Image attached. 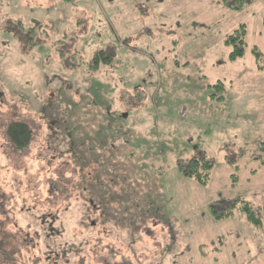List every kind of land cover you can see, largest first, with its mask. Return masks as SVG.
<instances>
[{
  "label": "rangeland",
  "instance_id": "1",
  "mask_svg": "<svg viewBox=\"0 0 264 264\" xmlns=\"http://www.w3.org/2000/svg\"><path fill=\"white\" fill-rule=\"evenodd\" d=\"M19 21L38 24L31 43ZM254 48L264 0H0V264H264L241 204L213 212L264 204ZM100 50L111 62L94 71ZM14 122L32 126L24 150ZM197 158L206 186L179 171Z\"/></svg>",
  "mask_w": 264,
  "mask_h": 264
},
{
  "label": "trees",
  "instance_id": "2",
  "mask_svg": "<svg viewBox=\"0 0 264 264\" xmlns=\"http://www.w3.org/2000/svg\"><path fill=\"white\" fill-rule=\"evenodd\" d=\"M255 1L257 0H218V4L232 10H241L245 5ZM22 26V22L19 21L15 31L19 32L20 34L26 33V29ZM36 30L37 28L34 27V31ZM28 31H30L31 33L32 29ZM246 36V26H242L239 29L235 30L231 35H228L226 37L225 43L232 49L229 56L231 62H236L245 57L247 46ZM252 52L256 58L257 69L261 72L264 71V55L259 52L257 48H254ZM61 54V57L63 58V53ZM107 56L108 54L105 51H98L94 56L93 62L91 64V69L97 71L101 64L110 65L111 58ZM31 129L32 127L28 124L22 122H14L9 126L7 135L12 144L17 149L24 150L32 142ZM212 169L213 165L210 161L198 158L193 159L187 165L179 166V171L185 178L194 179L203 186H206L209 183ZM238 204H241L239 210L242 212V214L247 216L251 224L258 228L264 229V204L258 207L260 210L259 213L251 204L242 201L232 203V208H229L223 212L216 210L214 207L213 212L215 214V218L219 220H225L234 217V211L237 209Z\"/></svg>",
  "mask_w": 264,
  "mask_h": 264
},
{
  "label": "flooded vegetation",
  "instance_id": "3",
  "mask_svg": "<svg viewBox=\"0 0 264 264\" xmlns=\"http://www.w3.org/2000/svg\"><path fill=\"white\" fill-rule=\"evenodd\" d=\"M36 28H37V32H38V30H39V27H38V24H36V26H35ZM32 29V31H31V33H24V34H20L21 35V37H28L29 38V42L31 43L32 42V40H33V38H34V34L36 33V31H34V28H31ZM19 33V32H18ZM31 35V36H30ZM37 43H38V41H37ZM0 98H3L2 97V95L0 94ZM0 102H2V101H0ZM22 123H25V124H28V125H30V123H28V122H22ZM11 125V124H10ZM31 126V125H30ZM32 127V126H31ZM9 128V127H8ZM32 130V129H31ZM7 137H8V135H7ZM9 138V137H8ZM10 140V139H9ZM94 176H98V179H99V182H100V184L103 186L105 183L102 181V180H104L103 179V177H102V175H100V174H98V175H94ZM84 177V176H83ZM101 194V193H100ZM103 195V194H102ZM103 198H104V195H103ZM90 199V197H88V201H90L89 200ZM89 206H92L91 204H90V202H89ZM92 208L93 209H96V210H99V211H102V212H104L106 209H104L102 206L100 207V205H98L97 203L96 204H94L93 206H92ZM95 224V223H94Z\"/></svg>",
  "mask_w": 264,
  "mask_h": 264
}]
</instances>
